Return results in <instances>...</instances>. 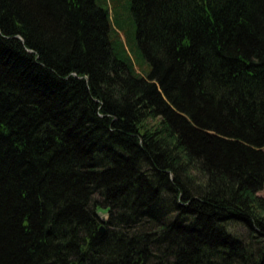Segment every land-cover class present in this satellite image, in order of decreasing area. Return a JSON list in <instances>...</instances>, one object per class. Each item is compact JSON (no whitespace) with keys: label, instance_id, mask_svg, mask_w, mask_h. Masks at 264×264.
Wrapping results in <instances>:
<instances>
[{"label":"trees","instance_id":"1","mask_svg":"<svg viewBox=\"0 0 264 264\" xmlns=\"http://www.w3.org/2000/svg\"><path fill=\"white\" fill-rule=\"evenodd\" d=\"M119 1L0 0V264H264V0Z\"/></svg>","mask_w":264,"mask_h":264},{"label":"rangeland","instance_id":"2","mask_svg":"<svg viewBox=\"0 0 264 264\" xmlns=\"http://www.w3.org/2000/svg\"><path fill=\"white\" fill-rule=\"evenodd\" d=\"M118 6L124 7V9H122L121 10V13H120L121 17L126 16V13L125 12H128V9L126 8L125 2L123 0H120ZM129 34L132 35V29L130 30ZM126 37L127 36L124 33H120V38L122 39L123 42H125ZM259 194L262 195V196H264V188H263V190H261L259 192Z\"/></svg>","mask_w":264,"mask_h":264},{"label":"bare ground","instance_id":"3","mask_svg":"<svg viewBox=\"0 0 264 264\" xmlns=\"http://www.w3.org/2000/svg\"><path fill=\"white\" fill-rule=\"evenodd\" d=\"M263 188H264V186H263ZM262 190H263V189H262ZM260 191H261V190H260ZM260 191L257 192V195H260V194H259Z\"/></svg>","mask_w":264,"mask_h":264},{"label":"water","instance_id":"4","mask_svg":"<svg viewBox=\"0 0 264 264\" xmlns=\"http://www.w3.org/2000/svg\"><path fill=\"white\" fill-rule=\"evenodd\" d=\"M100 231H103V228H100Z\"/></svg>","mask_w":264,"mask_h":264}]
</instances>
